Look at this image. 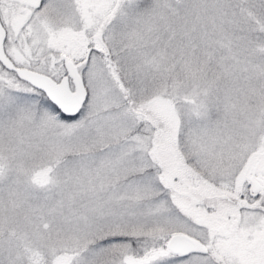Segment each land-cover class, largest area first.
Wrapping results in <instances>:
<instances>
[{
	"label": "snow or ice",
	"instance_id": "1",
	"mask_svg": "<svg viewBox=\"0 0 264 264\" xmlns=\"http://www.w3.org/2000/svg\"><path fill=\"white\" fill-rule=\"evenodd\" d=\"M0 264H264V0H0Z\"/></svg>",
	"mask_w": 264,
	"mask_h": 264
}]
</instances>
